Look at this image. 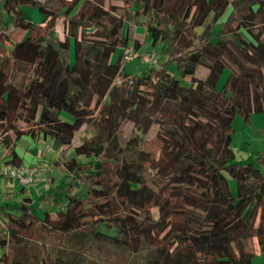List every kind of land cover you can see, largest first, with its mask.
<instances>
[{
    "label": "trees",
    "instance_id": "16d2710c",
    "mask_svg": "<svg viewBox=\"0 0 264 264\" xmlns=\"http://www.w3.org/2000/svg\"><path fill=\"white\" fill-rule=\"evenodd\" d=\"M130 23L162 45L139 76L122 52L113 60L142 47ZM262 112L264 0H0L3 164L26 167L14 147L24 136L73 153L56 158L68 182L42 195L39 215L28 196L0 202V264H87L106 248L125 254L119 264H253L264 153L239 162L231 143L235 118Z\"/></svg>",
    "mask_w": 264,
    "mask_h": 264
},
{
    "label": "rangeland",
    "instance_id": "374dc122",
    "mask_svg": "<svg viewBox=\"0 0 264 264\" xmlns=\"http://www.w3.org/2000/svg\"><path fill=\"white\" fill-rule=\"evenodd\" d=\"M22 10H23L24 17L27 20H29L31 22H36V23L40 22L42 15L37 11V9L31 8L28 6H23ZM230 12H231V9L228 8L226 10V12L223 14V16L221 17V20H226L227 17L229 16ZM131 25H134V24L131 23ZM218 25L219 24H217L215 27L216 30L219 28ZM10 29H12V28L10 27L9 30L6 31V33L9 35L11 34ZM142 32H144V29L142 27L139 28L138 31H136V34L138 36L140 35L139 38H141V36L143 35ZM141 40L143 43H142L141 49L139 50V54H146V53L150 54V52L155 51L157 53V58H158V63H159V61H161L159 50L162 47V45H158L153 50L151 40L147 35L145 37H142ZM6 50H9V44L5 47V49L1 50V54L5 55V56H9V53ZM122 51H123V48L118 47L113 54V60H116L118 55ZM151 66L154 67L156 65H154L153 63L151 64L148 62H144L140 58H133L132 60L123 63L124 72L127 74H130L131 76H139L141 74H144L148 71V69ZM170 72L176 73L174 67L171 68ZM199 72H200L199 74H202V72H205V71L200 70ZM225 74L227 75V73H224L221 76V79L219 80L220 85L224 81L223 79L225 77ZM186 81L187 80H182V84L183 85L187 84ZM61 118L63 120L69 121V118L65 115H62ZM240 119L241 118L239 116H237L235 118V120L233 121L234 133L232 135V143H231V147L233 148V150L235 152H237V154H239V151H240L239 148L241 146V142L238 140V139H240L241 132H242L241 128H240L241 122L239 123V121H241ZM122 127L126 132H128V131H130L131 124L128 122H123ZM91 134H92V132L89 130V128H87V130H79L75 134V142L76 143L83 142ZM30 139L31 138L28 136H24L22 139H19L17 141V148H18V151H20L21 154L23 155V158H24L25 164H26L25 166L28 169L33 170L32 182H31L30 186L34 187L33 185H36L39 182L41 183V184H39V187H41V188L35 192V195L44 192L46 189L49 190V193H53V191H57V190L62 189L64 186L67 185L68 178L66 176H64L65 171L63 170V167L61 165H57L55 163V160H56V158L57 159L61 158V159L65 160V159L71 157L73 155L71 149H67V148L55 149L52 146V142L50 140H48V143L45 145H42V146L40 145L39 147L38 146H32V145H30V144H32V142H30ZM31 141H32V139H31ZM34 143L36 144V142H34ZM39 151H40V153H43V152L45 153L43 158H41V156L39 155ZM236 158H237V161H239V162H243V163L246 162V161L241 160V158L238 157V155ZM39 159H42L43 162L46 164L34 165L33 161L35 160L37 162ZM6 160H8V159H6ZM78 160L80 162H85V163H89V164L94 163L93 159H86L84 157H78ZM4 161H5V152L3 151V147L0 144V166L4 167V164H3ZM48 170L50 172V174H49L50 175L49 176L50 182L49 183L42 181V180L47 179L46 176L48 175V173H47ZM92 171H93V168L90 166L88 168V172H92ZM5 180H6L5 184H6V182H8L10 184L9 189H11V191L8 193H4V194H7V196H4V194H2V192H0V200L3 198L5 203H12V202L16 203V202L20 201L21 200L20 199L21 198L20 192L26 191L27 187H20V185L18 184L16 179H13L16 182L12 181V178H8V177H5ZM52 180L55 182L56 186L53 185L54 182H52ZM11 184H12V186H11ZM0 187H1V180H0ZM55 187H58L60 189H56ZM57 193L58 192H56V194ZM34 200H35V202L32 203V206H33V209H35V213L39 215L40 214L39 211L43 209V207H42L43 205H41V203L39 202L40 200H36V199H34ZM1 201H3V200H1ZM50 244L51 243L47 242L46 247L50 246ZM226 253H228V251H226ZM228 256H230V255L228 254ZM124 257H125V254H123L122 252H119L118 250H115L113 248H106V249H101L100 251H93V252L88 251L86 253V259H87L86 263L87 264H113L115 262V264H119L121 261H123Z\"/></svg>",
    "mask_w": 264,
    "mask_h": 264
},
{
    "label": "crops",
    "instance_id": "0c3cea01",
    "mask_svg": "<svg viewBox=\"0 0 264 264\" xmlns=\"http://www.w3.org/2000/svg\"><path fill=\"white\" fill-rule=\"evenodd\" d=\"M141 27L142 26L131 25V23H130L127 26V36H128V38L130 40H137V41H139V43H143L141 38L146 36L145 30H144V32H142L143 35L141 36V38H139L140 35L138 36L136 34V31H138V29L141 28ZM240 122H241V127L240 128H241L242 132H241V137L238 140L241 142V146L239 148L240 149L239 154H237V152H236V157L238 155V157H240L241 160H243V161H253L259 154H263L264 153V112L252 114V116H251V118H250L248 123H245L242 120L239 121V123ZM17 141L14 143V147H15L17 153L19 154V156L22 158L23 165H26L25 164V160L23 158V155L21 154L20 151H18ZM30 142H32V144H30V145L38 146V147L40 145L42 146V145H45V144L48 143L46 141L39 140L35 144L33 142V140L31 141V139H30ZM3 151L5 152L4 148H3ZM39 155L41 156V158H43L45 153L44 152L40 153V151H39ZM33 164L36 165V164H46V163H44L42 159H39L37 162L34 160ZM0 167H2V166H0ZM64 176H66L65 173H64ZM0 178H1L0 179L1 180L0 192H2V194L10 192L11 191V189H9V187H10L9 185L10 184L8 182H6V184H5V181H6L5 177H0ZM12 181L16 182L17 180L15 181V180L12 179ZM39 184H41V183L39 182L38 184L33 185L34 187L29 186V187H27L26 191H23V192L21 191L20 192L21 198L24 197V196H28V197L31 198V201L33 200L31 202V207L32 208H33L32 203L35 202L34 199L40 200L39 202L41 203V205H43L42 206L43 208H46L48 206V201L43 200L42 199V195L45 192H49V190L46 189L44 192L35 195V192L41 188V187H39ZM53 185L56 186L55 182H54ZM11 186H12V184H11ZM55 188L56 189H60L58 187H55ZM4 196H7V194H4ZM1 200H3V201H1ZM1 200H0V202H3L4 205H7L9 207L14 204V202H12V201H11L12 203H5L3 198ZM253 264H264V254H261V255L257 256L253 260Z\"/></svg>",
    "mask_w": 264,
    "mask_h": 264
},
{
    "label": "built area",
    "instance_id": "2783aa9c",
    "mask_svg": "<svg viewBox=\"0 0 264 264\" xmlns=\"http://www.w3.org/2000/svg\"><path fill=\"white\" fill-rule=\"evenodd\" d=\"M133 58H140L144 62L153 63L156 65L158 63L157 55L152 52L150 54H139V51L136 52L132 45H128L125 48H123L120 61L122 63H125L127 61L132 60ZM10 168V169H9ZM24 168V169H23ZM8 169V170H7ZM50 170V169H49ZM46 176V180H42L43 182H50L49 178V172ZM32 176H33V170L28 169L27 167H11V166H4L0 168V177H8L12 179H16L21 185L24 187H28L31 185L32 182ZM41 181V180H40Z\"/></svg>",
    "mask_w": 264,
    "mask_h": 264
}]
</instances>
